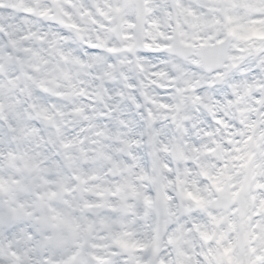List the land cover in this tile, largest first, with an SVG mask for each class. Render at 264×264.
<instances>
[{"label": "rangeland", "instance_id": "obj_1", "mask_svg": "<svg viewBox=\"0 0 264 264\" xmlns=\"http://www.w3.org/2000/svg\"><path fill=\"white\" fill-rule=\"evenodd\" d=\"M10 1H12V2L17 4V3H20V1H22V0H10ZM25 1L28 3V0H25ZM71 1L66 2V5L67 4L69 6L72 5ZM63 2H64V0H59V2L56 3V8L54 10L50 9V12H49V15H51V19L56 17V18L53 19V21L57 20L59 15L62 16L61 19H58V21H59L58 23L59 24L63 20H66V18H67L65 16V14L63 13V12L67 11V8L65 7V4ZM185 5H187V4H185ZM185 5L183 6V10H185V9H187V7H189V6L185 7ZM229 6L230 7L231 6L237 7L238 5H237V3L234 0H232L230 2ZM191 7L194 8V6H191ZM208 7L209 6L204 7L203 10H207ZM219 7H220V5H219ZM245 8H246V6H244V9ZM254 8L255 7H250V11H256L257 10V9H254ZM232 9H234V8H232ZM3 10H4L3 8L0 9V12H1L0 23L2 25L3 24L6 25V23L7 24L10 23L14 27V28H10V24H8L9 27L7 26L5 28V26H4V29H6L7 32H9L13 37H14V32L15 31H16L15 32L16 34L17 33L18 34L25 33V30H26L27 26L26 27H25V25L21 26V24H20L22 21L25 22L24 16L21 15L22 17H19L17 22H14V21L11 22V19L13 18L14 14L11 13V15H9V17H11V18H8V12L3 11ZM5 10H7V9H5ZM219 10L221 11V8ZM234 10L235 11H242V9H240V8L234 9ZM172 11L174 12L175 10H172ZM152 17H154V16H152ZM160 18L161 19H158V20H156L154 18L152 19V24H153V26L155 28V33L154 34L157 36V40L156 41H160L161 37L163 36V34H164L163 31L165 29L164 26L165 25H170V22H172V17L170 15V12L167 11V7H166V12L164 11V13L162 14V16H160ZM47 23H49V21ZM58 23L51 22L50 24L52 26L57 25L59 27ZM35 26H38V29L41 27L40 23H37ZM23 27H25V28H23ZM56 28L57 27H55V29ZM11 29H14L15 31H13ZM42 29H41V32H43V33H39L38 32L37 35H34L33 39H34V41L36 43H41L42 44V43L45 42V44H46V43H48V40L46 39V37L48 38V36H46V34H48V31L47 32L44 31V25L42 26ZM209 29L210 28L208 27L207 29L201 30V32L202 33H205V32H208V31L210 32ZM34 30L36 31L35 28H34ZM60 30H62V28H60ZM244 30L245 29H242V31H244ZM67 31L70 34H73L74 36H77V32H74V29L67 30ZM57 33L54 32L55 35ZM192 33L194 34V33H198V32H192ZM91 35L92 34L89 35V37H88L89 40L88 41L87 40L84 41V45L86 47H90V49H92V50L100 49L101 47H102L101 49L106 48L105 46L98 47L100 45L98 44L97 40H95V37L91 38ZM56 37H58V36L56 35ZM65 39L66 38H63V36H61V32H60V36L58 37V40L60 41V44L62 43V46H61V48H59L57 50L59 52L62 51V54L65 55L63 60L66 59V56H69L68 51L66 49L69 44H67V41ZM161 42H163V41H161ZM52 43H54V42H52ZM93 45H94V47H92ZM109 47H112V45L109 46ZM9 48L10 49H8V53L4 54V56L2 54H1L2 56L0 55L1 56L0 57V64L1 65H3V64L8 65V64H11V63L13 64L14 58L12 56L14 54H17L18 51L15 50V47H12V48L9 47ZM42 51H44V52H41V54L37 56V60L35 61L36 64L38 63L39 65H41L40 67L42 69V72L40 74H38V72H35V71L32 72V71L28 70L26 66H23L24 65L23 56L21 58L22 61H23L22 62V66L23 67L20 68L21 71H20V75L19 76H17V75L15 76V74H17V72H18L17 70H16V73H14L8 67L0 69V76L1 75L4 76L5 82H9V83H7V85H8V94L9 93L16 94V98L18 99V101H22L24 99L26 100L27 98H29V100L28 99L26 100L27 104L28 105L31 104L30 107L33 108L36 111V113H37L36 117H34V118L30 117L28 120L26 119L27 120V124H29V123L32 124L33 123V124H35V127H36L35 134L32 136V140L34 139L32 141L33 144H31L32 148H39V147H43V146H48V144H44V142H43V137L44 136H46V139L48 140V121L46 122L48 114H55L56 112L60 113L62 111H66L67 113H69V112L70 113H78V112H80V107L77 104L73 103V101L75 100V91L76 90L78 91L80 89V86L78 85V83H79L78 80H80L82 78V76L84 75V73H83L84 72V68L82 69V71L79 74H76V73H72L71 74V76H73V79L71 80V82L68 80V83H69L68 85H69V88L71 89L70 92H69V95H70L71 98L70 97H69V99L66 98L67 101L64 102V103H66V106L67 105L68 106L65 107V106L61 105L60 108H59L60 111H59V109H57L56 111L54 109H51L50 107H54L53 104L51 103V104L48 105L47 102H50L52 100L56 101V96H54V97L51 96V95H56V94H54V92H53V94L50 95V92L53 89L50 91V89L46 86V85H48L47 80H46V79H48V73L46 72V70L48 69V66H49L48 65L49 64V61H48V50L46 48H42ZM95 51H98V50H95ZM69 52L72 53V50H69ZM145 52L146 53H144L143 56L141 55L140 60L134 59V61L132 63V66H133L132 68L135 69L137 67L136 69L139 68V69H141L142 72H145V71L149 72L150 71L151 74H153V75H155L157 77L155 80L164 81L162 84H159V85L156 86L153 82L148 83L147 79L145 78V82H146L145 85H148V88L153 87L159 92V94L157 96L151 95V94H147L146 97H147V100L150 103V106L151 105L154 106V107L157 106L160 109H162V112H159V113L161 114L160 117L163 118L161 120V123L163 125L162 129L164 130V133H166V135H167V133H169V131L172 132L174 127H176V123L178 122V121H175V123H171L169 121V119L173 120V118L175 116H177L178 110H177L176 106H173V104H175L174 103L175 101H172L173 100V96L172 95L175 96V94H176L178 89H181V91H183V93H188V95L181 96L182 97L181 101L183 103L187 102V99H191L193 106H195V111L197 112L198 111L197 108H200V111H198V112H200L203 117H201V119H198V121H201L203 123L202 126H204V124L206 123V120L204 118L205 115H206L205 106L208 104L209 101H211L212 103H215L214 100H216V99L220 100V98L222 97L221 100H220L221 104L219 103V100H218V102L214 105V108H213L215 112L217 111L216 112V119L212 120L213 125H214L213 128H218L219 127V123L218 122H221L222 127L225 128L226 130L227 129H233L234 130L233 132H231V131L226 132V136H232V135H234L232 133L238 132L239 129L240 130L244 129V124L243 123L245 122V117L241 116V114L239 112V109H238V104H239L240 100L242 99L241 96H244L242 94V91H244L245 88L243 89V87L242 88L236 87V88L232 89L231 86H230V82H228L229 81V79H228V81L223 86L224 90L226 91V95H228L226 97H224L223 93H221V95L220 94H214L215 90H219V88L215 89V88H213L211 86H209L212 89V91H213L211 93L202 92L199 95L196 94V93L193 94L192 93V90L194 88L193 86L194 85H199L200 81H201V80H198L196 78V76L193 75V73H191V76H188L186 79H184L185 81L180 82L178 84H176V80L172 79V83H175V87L174 86L171 87V86L167 85V84H170L168 82V77L171 76V74L168 73L165 63L164 64L163 63H158V64L155 65V62L160 61V59L155 58L154 56L150 57L149 59L148 58H143V57H146L148 55H151L150 53L154 54L153 52H151L149 50V48ZM148 52H150V53H148ZM56 54L59 55L58 53H56ZM70 55H72V54H70ZM72 57H74L76 59L75 56L72 55ZM259 59H260V61H259ZM60 62H62V61L60 60ZM72 62H74L76 65H78V62H76L75 60H73ZM182 64H185V63H182ZM249 65H250L249 66V71H246L247 78H248L247 81L250 82V83H256V82L259 81L260 86L264 89V55L253 56V58L249 57ZM146 66H148V67L146 68ZM14 67H15V65H14ZM143 67H145V71L143 70ZM242 67L244 68V66H239L238 69H241ZM115 70H118V69L116 68ZM227 70H228V68H227ZM227 70H226V72H227ZM117 72H121V71L118 70ZM177 72L179 73V75L185 74V72H188V69H186V68L182 69L181 67H178ZM88 73H90V72H88ZM159 73H161L162 75L160 76ZM225 75H226V73H225ZM240 75H243L242 71L240 72ZM0 78H1L0 81L2 82L3 78L2 77H0ZM19 79L20 80H24L23 82L26 83L25 84L26 85V89H22L24 84H22V82L20 83ZM142 79H144V78H142ZM208 79H210V76H208ZM14 81H16L17 83L15 84ZM75 81H76V84H73ZM10 82H13L14 84L10 83ZM155 83H158V82H155ZM246 84H247V82H246ZM259 84H255V85H259ZM206 87H207V84H206L205 88ZM246 87H249V86H246ZM32 88H33V91L38 92L39 95L41 96V98H43L45 100V104L34 99ZM58 88L63 89L62 86H59ZM86 88H87V90H86L87 97H95L96 96L94 93H92V91L94 89L93 86L92 87H86ZM247 89L248 88H246V90ZM2 90H3V86H0V99L3 98ZM67 92H68V89H67ZM247 92L251 93V91H248V90H247ZM212 93H213V95H212ZM210 96H211L210 100H206V99L203 100V98L210 97ZM263 96H264V91L261 94L259 93V97H263ZM47 97H48V100H47ZM88 99H90V98H88ZM262 100H264V97L262 98ZM87 101H89V100H87ZM70 102H72L73 105L72 104L71 105L68 104ZM225 105H227L229 108L230 107H234L235 111L230 112L229 114H227V116L223 117L222 116V112H225L224 111V106ZM21 106H20V108H21ZM38 106H40L41 109L38 108ZM216 106H218L219 109H216ZM2 108H3V111H4L5 105H4V107L0 106L1 110H2ZM151 110L152 109L148 108V109H145V111H144V113L147 115L148 118H150L152 116V111ZM85 113H87L89 116L94 114V113L91 114V107H89L88 111L85 112ZM39 116H41L42 118L39 117ZM62 117H64V115ZM62 117H59L57 115V118H56V115H55V118H56L58 123H60L61 125L62 124H68L69 125L68 127L71 130H76L78 128H81V125L83 124V122L85 123L86 121H89V123H90V120L86 119L84 117V115H82L83 121L79 125H77L76 123L74 124L73 121H70L69 119H65L64 120V118H62ZM94 117H95V114H94ZM55 118L53 117V120H55ZM95 120H97V119L95 118ZM250 120L251 119L248 118L247 122H246L249 127H251ZM68 121H69V123H67ZM126 121H128V120H121V121L117 120V122H116L117 125H114L115 127H117L115 130L116 131H120L121 130L120 132H122V129L119 128V127H123L124 126L123 122H126ZM184 121H188V120H182V122H184ZM121 122H122L123 126H121ZM193 122H196V121L193 120ZM261 126H262V124H261ZM188 127H190V126H188ZM245 128H247V126H245ZM259 130H260V132L262 134L261 137L257 135V139H256V133L257 132H255L250 137H251V142L254 143V144H252L253 146H255L256 148L258 146H261L260 153H255V159L257 161H262L263 157H264V144H263L264 130L261 129L260 124H259ZM96 132H97V134L95 135ZM193 132L197 135V132H195V131H193ZM241 132H243V131H241ZM104 133H105V130H104ZM14 134L11 135V140H12V138L15 139V136L17 135L16 132H14ZM100 134H102L100 128H97L96 126H92L91 127L89 133L85 136L86 137L85 138L86 142H87V144L90 145L89 148H91V151H90V153H87L86 155H84L82 158H87L88 161L89 160H104L103 156L99 155L100 151L99 150H94V148H96V146H100V145H103L104 147L108 146L109 149H113V153H116L117 145H119V144H117L118 142L116 141V139L124 138V134L123 133H118V132L117 133L116 132H109L108 133L109 136L107 138L105 136H100ZM91 136L93 138L94 137H97V138L92 139ZM156 136L157 135H155V137ZM250 137L248 135L246 136L247 139H249ZM71 138H72V140H70L71 143H72V141H77L76 140L77 139L76 134L72 135ZM100 138H104V140H101ZM149 142L151 144L153 143V141H149ZM60 144H63V141L61 139H60ZM208 144L212 145L211 143H202L201 144L202 149H204ZM156 145L157 146L160 145L159 147H163V149L165 151H167L168 147L170 145H172V143L168 142V140H167V141H163L162 143L161 142L160 143L157 142ZM70 146H73V145H70ZM86 147H87V145H86ZM154 149H155V147H154ZM92 150L95 152V154H94V152L92 153ZM249 150H251V149H249ZM249 150H246V151H249ZM251 151L254 152V150H251ZM149 152L152 154L153 151L149 150ZM188 152L191 153V154L197 155V153L195 151L193 152V150H189ZM14 153L16 154V152H14ZM118 153L120 154L119 150H118ZM119 154L117 155V157H119L118 162L122 161L121 159L129 160L131 158L130 160H132L131 161V164H132L133 161L134 162L137 161L136 159L138 158V156H136L134 154H132V157L130 156V158L129 157L122 158L121 157L122 155L121 154L119 155ZM45 155L46 154H43V155L41 154L40 156H36L34 159L29 160V163H28L29 167L28 168L30 170H32V171H35L36 169H33V168H34V166H38L37 165V161L39 159H43ZM93 155H94V157H93ZM141 156H143V155H141ZM74 159H76V158H74ZM87 159H85V160H87ZM106 159H111V160H108V161L104 162L101 165V168L104 165H107L108 163H110V161H111V163L115 162L114 161L115 158L106 157ZM79 160L81 161L82 159L79 158ZM158 161H160V162H158L156 164V169L159 170V171L162 170V172L164 170H168V174L170 175V171H169L170 170V166L168 167V169H165L166 164L164 162H162L161 160H158ZM58 163H60V162L58 161ZM46 164H48V163H46ZM199 164H201V165H194L193 168H192V166H187V168L183 170L184 174H186L188 171H191V173H190L191 174V183H193L194 185H195L194 179H195L196 174H197L196 173L197 169H204L205 167H209L210 166V165L204 166V165H202V163H199ZM121 165L123 166V164H121ZM71 166H73V165H70L68 167H71ZM125 166H127V164H125ZM140 168H141V163L139 164V169ZM39 169L40 168H38L36 170V172ZM60 169H61V167H60ZM215 169H219V168L216 166ZM227 169H228L227 167L224 168L225 172H224L222 178L227 179L228 177H230L227 180V182L235 183L234 182V178L232 176V172L227 173L226 172ZM230 169L231 168H229V170ZM260 169L264 170V167L260 166V165L254 167V170H256V173ZM149 172H151V171H149ZM84 173L87 174L88 171H85ZM138 173L141 174L142 171L141 172H134L133 178H135L136 177L135 175L138 174ZM16 174H17L16 177L17 176H19V177L21 176L20 171L16 172ZM1 181L6 186V183L3 180H1ZM236 181H237V183H235L236 184L235 187L229 188L227 186L225 190L228 191L229 193H231L233 190L241 191L240 182H239L240 179L236 178ZM70 183L71 182L66 183L65 186L67 187L68 185H70ZM14 185H15V190H17L18 193H17V195L11 196L9 194V192H7V190H6L5 196H6L7 200H6L5 203L6 204L10 203V206L8 208H5V209L1 210L2 212L0 213V241H2V242H0V251H1L0 252V256L4 255L5 257H9L4 243H8L9 247H11L12 249L18 251L17 246H18V244L21 241L16 242V239H17V237H16V238H14V242H12L11 239L9 238L8 229L10 230L9 226L11 224L14 223V225L16 226L15 228L17 230L18 236H20V232H22L21 229H19L21 227L20 225H18L19 223L25 221L24 223L27 224L28 222H30V224H31L30 226H32V228L26 229L29 232V236H28L29 242H28V245H27V251L24 252V257L25 258L22 257L23 259H25V261H23V260L18 261L16 259L15 260L12 259V261H8V260H5L4 258H0V259H2L0 261L1 262L4 261V263H6V264H29L33 260L34 249H36V248L38 249L37 251H40L42 253V255H49L52 258H55L57 256L66 255V253L71 250V248L73 246V242H74V240H77L78 235H76V238H74L72 240V245H70L71 248L68 247L66 249L65 253H60L59 252L60 249H54V250H53V248L46 249V247L43 246V243L41 244L40 247L38 246L39 242L41 240V236H40L39 232L45 226V222H47L45 214H41L40 213L39 205L40 206L43 205L44 200L46 198H48V194H46V193H48V189L50 188L49 186H51L52 184H48L47 183L44 186H41L38 183L34 182V183H24L22 185H19V184H17V185L14 184ZM55 187H56V185H55ZM31 189L33 191L35 189V190H37L39 192L44 193V198L43 199H39L40 201L37 203V205H38L37 209H36V205H33V204L30 205V204H27L25 202L23 204H19L18 203V202H23L24 201V197H26V196L23 195V194H26V195H28V197H31V201L33 203L35 202L34 201L35 200L34 197H32L33 195L31 193ZM244 189H245V187H244ZM245 191L246 190H244V196L247 197V195H245ZM240 195H242V193ZM163 197L164 196L161 197L162 202H163V204H165L167 206V201ZM48 200H49V202H52V200H50L49 198H48ZM182 200H183V202L187 201L190 204V205H188L186 203L187 206H186V204H184L183 208L184 209L185 208L193 209L195 211V213H197V215H199L198 216L199 218L203 217V218H205V220L206 219L209 220L208 216L211 215V214H215V216H218V215H216L217 213H215V212H213L211 210L210 206L207 204V201L203 202V204H205V206L207 204V208L209 210H205L206 213L202 214V213H199V206H201L202 203L195 204V203H193V202H191V201H189L187 199L186 200L182 199ZM82 201H83V199L79 200L80 203ZM250 201L252 202L253 198H251ZM259 203L260 202L258 201L256 206H258ZM252 207H255V206L245 205V210L244 211L246 212V214H249L250 211H253ZM25 208L30 209L32 211V213L34 214V217L27 218L28 216H26V213L24 212ZM36 211L39 213V215L35 217ZM207 211L210 212V213H208ZM242 211H243V209H242ZM181 212H182L181 217H182V219H184V221H183L182 225L180 226V228L182 230V236H181L180 240L186 242L187 245L189 244L190 247H189V249L186 252H184V250H186V249L183 248L182 245H180L179 248H177L175 246L177 248V250H179L178 256H176V257L175 256L167 257L163 253L161 255V258L164 259L166 262L171 261L172 263L175 264V262H176L175 259H178L177 261L179 262V264H181V263L182 264H247L246 263L247 259L245 258V256L250 255V259L252 258V260L254 261V264H259V263L264 264V252H263L264 248L261 246V248L263 250L262 251L263 257H262L261 254H258V253L255 256H251L250 252H252L253 248L250 247V246H247L248 244H250L252 242V240H254L255 243H257L258 240H263L264 241V223L260 222V221L258 222V218L254 219L253 223H257V224L260 223V230L257 232V236H253L250 240L248 238V235L251 234V232H248L246 230H242L244 228L248 229V225L249 224L247 222H245V221H244L245 224L244 223H240L239 224L238 221H235V222H233V226L230 229H227V230H223L222 229L221 230V233L224 234V236L226 238V243H225L224 247L227 246L228 248H231V244L233 242L236 243L238 246L242 245V247L240 249H242L245 254H244L243 260L241 259V257L238 258L239 260H238V263H237L236 260H234V256H233L234 251H236V253L238 252V254L240 253L241 256L243 255L242 251L241 252L238 251L239 247H237V245H236V247H233L230 250V254H224V256H225L224 261H219L218 258L221 255H223V251H222L223 248L220 247L217 243H212V245H211L212 247L210 246V244H207L208 242H205V241H207V239H206L207 229H205L203 227L201 228L200 225H198V223H196L197 227L195 228L194 232L189 233V231H188L189 228H188L186 220H185L186 219V215L189 216L191 221H196L194 219L195 216H190L189 212H187L185 210H184V212L183 211H181ZM211 212H213V213H211ZM158 214L159 213H157V212L156 213H152V216H151L150 219H157V220L160 219L161 217L157 218ZM30 216H32V215H30ZM261 216H263V215H261ZM167 218H168V215H167ZM30 219H32V220H30ZM28 220H30V221H28ZM226 221H229V219H227ZM57 222H58V219L57 218L54 219V222L51 224V229L48 230V235H50V236L49 237L47 236V238H51L52 235H55V238L53 240L54 246H56L58 244L56 242V240H55L57 238V236H61V237L64 236L65 229H71V227L73 226V219H70L71 227H68V226L67 227H62ZM48 223H49V219H48ZM203 226H205V225H203ZM53 230L57 231V233H55ZM109 231L111 232V228L107 227V233H110ZM112 232H113V234H115V232H117V230L114 229ZM121 232H123V226L121 227ZM240 234H244L245 236L240 237ZM173 235L177 236V234H173ZM173 235H170V237H167V240H165V243L169 244L171 242V240L173 239ZM159 238H163V235L159 236ZM30 240H32V242H33L32 245L37 244V246H35L34 248H32V245L29 246L30 245ZM240 242H242V243L240 244ZM20 247H21V244H20ZM30 249H31V251H30ZM211 251H215V252H211ZM36 252H35V258H36ZM150 256H151V253H150ZM122 258L124 259V257H122ZM82 260H83L82 257H80L78 259V261L76 263H74V264H84V263H82ZM151 261L152 260H150L149 264H151ZM132 264H134V263H132ZM160 264H166V263L163 262V263H160Z\"/></svg>", "mask_w": 264, "mask_h": 264}, {"label": "bare ground", "instance_id": "obj_2", "mask_svg": "<svg viewBox=\"0 0 264 264\" xmlns=\"http://www.w3.org/2000/svg\"><path fill=\"white\" fill-rule=\"evenodd\" d=\"M52 2V0H50ZM90 3H94L96 0H90ZM100 2H103V0H99ZM241 3H251L253 5H256L259 9H264V1L262 0H239ZM151 2V1H150ZM152 3L154 5V8L156 10V14L159 17L160 13H158V11H161L162 9H164V6L160 4L159 0H152ZM106 4V3H104ZM132 2H128V0H124V7L123 10L121 9L119 11V13L124 15V12H128L131 10L132 8ZM114 13L116 12L117 14V6L113 7ZM36 14H39V12L37 10H35ZM209 13L211 14L212 11H209ZM118 15V16H122V15ZM206 14V13H205ZM260 14L264 15V11L260 10ZM237 21L240 23V25H242V27L247 28L250 26V24H247V20L249 18H253L254 20H258L259 16L257 17H252L249 13H239V11H235L234 13ZM116 18V16H115ZM114 18V20H115ZM175 18L179 19L181 21V24L184 25V27L186 28L185 32H194V31H200L205 29L203 22L198 19L195 15H192L190 12L188 11H184V10H180L177 12V16H175ZM106 24L103 23L102 28H105ZM49 31V30H48ZM76 32V31H75ZM191 34V33H190ZM46 36H48V38L46 37V39L48 40V43L45 44L44 43H36V47L31 46L32 47H26V49L24 48V42L26 39H31V41H34L33 37L34 34L33 33H28V35L26 37H23L22 40L21 38L19 39H15L13 37H7L5 43H4V39L0 36V55L5 54L7 52L8 49H10L9 47H11L12 44H14L17 41V44H20V52L21 55L24 58V66L27 67L28 70L30 71H35L38 72V74H40L42 72L41 69V65L36 64V60H37V56L41 54L42 48H46L48 50V61H49V66L48 69L46 70V72L48 73V79L47 83L48 85H46L49 89H50V95L53 94V92L55 93L56 91L60 90L62 92L61 97L59 99V101L55 102L54 100L47 102V104H53V106H57L60 107L62 106H66L65 100L69 99L70 96H67L65 98L64 96V92H70V88H69V83L68 80L71 82V80L73 79V76H71L72 73H80L82 70V67L80 66L79 60L82 61V59L80 58L79 60L74 57H72V55L69 54V56L66 57V59L64 60L65 64H62L60 62V60H58L57 54L59 53V51L57 49H59L60 46V41L58 40V37H56L57 39L52 40V38H50L51 36L46 34ZM55 43H52V41ZM73 41V40H72ZM262 43H264V41H262ZM117 54H113V53H101V54H93L90 58V61L92 62V65H95V71H93V75H92V80L89 81V86H93L94 89H99L100 87V83L102 82H106V80H108L109 78H111V76L113 77L114 75V70L117 68L119 69V71L125 72L127 73V71L130 70V67L128 66L127 62L124 60L123 63H118L119 60L116 58ZM118 56V55H117ZM117 59V60H116ZM73 60H75L76 62H78V65H76L74 62H72ZM242 64H244V68L248 69L249 68V64H247L246 60H242ZM161 62H164V60H162ZM160 63V62H159ZM15 65V64H14ZM11 63L6 65L5 68H9L12 72L16 73L17 67L15 65ZM91 65V66H92ZM165 65L168 67V69L174 73H176V75L180 76L179 74H177V69L178 67L186 68L189 69L188 64H182V63H176L175 61H170V62H165ZM74 68V69H73ZM74 70V71H73ZM18 71V70H17ZM133 71H131L132 73ZM134 75L137 78V80L139 81L140 76L139 74L134 71ZM16 76V74H15ZM142 76L144 78L148 80H155L153 78V74L147 71L142 72ZM132 77V75H131ZM187 78V77H186ZM184 77H181V80L186 79ZM20 80V79H19ZM17 81V80H16ZM16 81L15 84L17 83ZM24 80H20V83L22 82L23 87L22 89H26V83L23 82ZM143 82H145V79H142ZM117 82V81H116ZM7 83L9 82H5L4 80L1 82L0 81V86H3V90H2V94H3V98H4V103H5V109L7 112V115L9 116V120H11L12 125L10 126L11 132H16V137H15V141L13 144L9 143V139H8V134L6 132L3 131V129L0 128V183H3L1 180H3L6 183V186L1 189V185H0V209L4 208V207H8L6 206V203H3L7 200L6 196H5V192L7 190V192H9V194L11 196H13V192L16 193L15 190V185L14 184H19L22 185L24 183H38L41 186H44L47 183L50 182H54L57 185H61L63 182H65L66 180H69L67 178V176L65 175V173H62L59 169L58 166H56L54 164V161L51 163V165L49 166H41L40 169L36 172H31L30 169L28 168V163L29 160L34 159L36 156L40 155L39 153H41L42 151V147H39L37 150H32V147L30 146V141L32 139V136L35 134L36 131V127L31 124H27V120L31 117V112L28 110V104L26 102V100H22V101H18V99L16 98V94H12L9 93L8 94V85ZM13 83V82H10ZM101 83V85H102ZM14 84V83H13ZM115 85H118L117 83L111 81L110 83V87L114 88ZM59 86H62L63 89L58 88ZM238 86H242L241 83L239 82V80H234V88L238 87ZM66 89V90H65ZM146 90V85L144 83H139L138 87L134 90L127 91L126 95L124 96V98H128V99H137L138 97L142 98L143 100L146 99L144 97L147 96V91ZM33 91V88H32ZM145 92V94H144ZM151 95H155L157 96L159 93L157 91H155L154 89H152L150 91ZM33 96L34 99L44 103L45 104V100L43 98H41V96L39 95L38 92L33 91ZM53 96V95H51ZM34 100V101H35ZM48 100V97H47ZM253 101V97H251L250 99H246L243 102V108H250V102ZM3 103V104H4ZM22 105V106H21ZM139 103L136 104V107H139ZM21 106V108H20ZM38 108L41 109L40 106H38ZM156 112H160L161 109L159 107H153ZM216 109H219L218 106H216ZM20 111V112H19ZM22 112V113H21ZM82 115L86 116V113L81 110V118ZM74 115L71 114L69 115V118L71 119V121H73V123L75 124L77 121H79L81 118H74ZM246 118H248V114H246ZM27 119V120H26ZM114 125H117L116 123ZM116 128H112L109 130H106L108 132L112 131V132H118V133H122L120 131H116ZM63 132L68 136L71 137L72 135H74L73 133L69 132L68 130L63 129ZM124 133V132H123ZM160 135L157 139V141H173V142H177L178 141V137H172L169 138L166 133H164V130L162 129L160 131ZM128 134V138L132 135H134V132L132 131H127L125 132V135ZM199 135H201V133H199ZM259 136L261 137L262 134L260 133ZM209 140V139H207ZM206 140V141H207ZM195 145V143L193 144L192 142L189 145V148L191 149L192 146ZM95 150H99L100 151V155L103 156L104 160H100V162L98 163V165L100 163H103L105 161H107L108 159H106V157H110V153H113V149H109L108 146H96ZM88 153H90L91 149H87ZM133 151V149H132ZM16 152V154L14 153ZM80 154H85V151L83 149L80 148H70L68 149V151H65L64 153V158H65V163L70 164L72 163V158H76L74 165L84 169V166L80 165L82 164L79 160L80 158ZM138 158L137 160H139V156H140V152L137 153ZM110 160V159H109ZM255 161V159H254ZM256 162V161H255ZM257 163V162H256ZM53 165V166H52ZM256 166H263L264 167V157L263 160L260 161L259 164H255ZM92 166H96V164L94 163ZM141 166L144 168L145 166L143 164H141ZM147 169H151L154 173L156 182L158 183L157 185L163 183L164 179H165V172H162L161 175H159V172H161V170H157L156 169V164L155 161L150 163L149 165H146ZM16 172L21 173V176H17L16 177ZM130 170H127V172H125V176L123 178V182L128 181L127 176L130 175L129 174ZM264 172H261V175H263ZM252 175L257 178V173L256 170H254V172L252 173ZM160 176V177H159ZM164 178V179H163ZM185 179L188 181V183H190L200 194H204L203 191L206 193L207 187L205 185V183H197L196 185H194L193 183H191V174H185ZM258 180V179H257ZM263 180V178H261V181ZM14 185V186H13ZM113 185V184H111ZM198 186V187H197ZM125 193L122 196V198L124 200H127L130 197L136 198L137 199V203L139 204V200L143 197L144 195V190H146L144 188L143 185H140L139 187L133 186L130 184H126L125 186ZM249 194L253 195L255 197H257V199H260L261 201H264V192L260 193V192H256V190H252L249 189ZM28 198V197H27ZM204 198H209L210 199V195L205 194ZM208 199V200H209ZM3 201V202H1ZM135 202V203H136ZM172 200H170V204H171ZM137 205V206H138ZM123 212V211H120ZM65 214H69L67 212H65ZM75 214V212H74ZM73 214H69V217H72ZM190 216H195L198 225L201 226V228H206V220L205 218H199L198 215L193 212ZM76 218H84V215L81 213H78L77 215L75 214ZM119 219H115L113 218V220H111L109 218V220H104L101 221V223L103 224L102 227H107V223L110 222L112 223L111 226H115V227H120V225L122 224V216H119ZM168 220V219H167ZM68 225L71 224V222H67ZM118 225V226H116ZM205 225V226H203ZM24 236H22L23 238L27 239L26 235L23 233ZM28 240V239H27ZM27 241L23 240L22 244H25ZM69 241L68 240H61V246L62 248L65 246H67V243ZM216 242L218 243V245L220 247L223 248V255H221L218 259L219 261H224V254H227L229 249L227 246L224 247L226 240L219 235H216ZM192 246V245H191ZM261 246L264 247V241L263 240H259V246H258V250L261 251ZM190 247V246H189ZM122 249V246H121ZM184 252H186V250H184ZM211 252H215V251H211ZM210 252V253H211ZM234 260H236V262L238 263V257L239 255L234 253ZM245 258L247 259V264H254V261L252 260V258L250 259V256L247 255L245 256ZM34 260V259H33ZM243 260V259H242ZM171 262H169L170 264ZM111 264H121V261L117 260L112 262Z\"/></svg>", "mask_w": 264, "mask_h": 264}]
</instances>
